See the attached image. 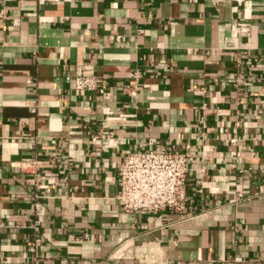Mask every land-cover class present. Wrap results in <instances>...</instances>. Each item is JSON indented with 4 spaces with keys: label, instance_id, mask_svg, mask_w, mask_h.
<instances>
[{
    "label": "crops",
    "instance_id": "1",
    "mask_svg": "<svg viewBox=\"0 0 264 264\" xmlns=\"http://www.w3.org/2000/svg\"><path fill=\"white\" fill-rule=\"evenodd\" d=\"M153 145L187 213L121 209ZM0 264H264V0H0Z\"/></svg>",
    "mask_w": 264,
    "mask_h": 264
},
{
    "label": "built area",
    "instance_id": "2",
    "mask_svg": "<svg viewBox=\"0 0 264 264\" xmlns=\"http://www.w3.org/2000/svg\"><path fill=\"white\" fill-rule=\"evenodd\" d=\"M231 1L241 5L247 0ZM240 30L247 29L242 25ZM75 85L78 89L93 90L99 87V80L93 73L83 71L75 78ZM30 165L36 168L39 163L35 159ZM189 170V153L184 150L157 145L131 150L124 155L118 171L117 201L123 211L130 213L163 210L187 213ZM34 228L39 229L37 224Z\"/></svg>",
    "mask_w": 264,
    "mask_h": 264
}]
</instances>
